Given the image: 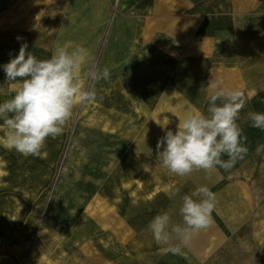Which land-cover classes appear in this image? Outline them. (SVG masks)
Here are the masks:
<instances>
[{
    "label": "rangeland",
    "instance_id": "obj_1",
    "mask_svg": "<svg viewBox=\"0 0 264 264\" xmlns=\"http://www.w3.org/2000/svg\"><path fill=\"white\" fill-rule=\"evenodd\" d=\"M21 1L0 0V66L23 42L38 59L68 44L111 79L85 78L103 100L78 104L42 158L6 148L0 133V264H264V129L248 117L264 113V0H210L195 25L177 24L185 11L170 0L11 7ZM212 75L245 92L248 153L230 171L177 176L156 165L157 141L186 112L206 113ZM9 88L0 67V102ZM202 185L216 194L212 223L173 254L147 226L163 211L181 223V196Z\"/></svg>",
    "mask_w": 264,
    "mask_h": 264
},
{
    "label": "clouds",
    "instance_id": "obj_2",
    "mask_svg": "<svg viewBox=\"0 0 264 264\" xmlns=\"http://www.w3.org/2000/svg\"><path fill=\"white\" fill-rule=\"evenodd\" d=\"M27 49V42L21 43L18 55L10 53L9 62L0 66L11 93L0 102V133L6 148L42 158L47 139L63 134L78 104L103 100L95 83L110 81L111 75L107 66L101 70L88 61L89 51L83 46L58 43L48 59H38ZM85 78L95 83L86 87ZM206 88L211 93L206 113L191 110L177 116L175 132L166 129L156 144V165L177 176L198 170L212 172L217 167L230 171L248 153L247 137L237 123L245 92L226 87L213 75ZM178 94L174 91L173 98ZM248 117L252 127L264 129V113L249 112ZM165 120L162 127L171 123ZM225 155L227 160L222 159ZM181 201V223H174L169 212L163 211L147 226L158 245L177 255L212 223L216 194L202 185L181 196Z\"/></svg>",
    "mask_w": 264,
    "mask_h": 264
},
{
    "label": "crops",
    "instance_id": "obj_3",
    "mask_svg": "<svg viewBox=\"0 0 264 264\" xmlns=\"http://www.w3.org/2000/svg\"><path fill=\"white\" fill-rule=\"evenodd\" d=\"M27 3L26 6L23 7H28V8H33V9H57V8H71V9H77V8H82V2L83 0H22ZM21 1V2H22ZM94 3H98V0H91ZM165 1L168 0H162L161 2H157L154 4V8H162V6H166L164 3ZM171 1V8H180L182 11H185V13H181V17L184 20H177L176 23L179 24V21L182 22V24H190L193 23L192 19L198 18L200 21L198 23H205L203 20L209 15V9L211 8V4L209 3L210 0H170ZM12 2H18V0H12ZM45 2V3H43ZM49 3L46 5V3ZM89 2V0L87 1ZM93 7V5H90ZM99 5H95L94 7H98ZM236 7H243V8H248V0H245V3L242 5L236 4ZM11 7L14 8H21L22 5L20 4H13ZM199 10V11H196ZM180 19V18H177ZM186 19V20H185ZM196 23H193L195 25ZM182 33H193L194 31L192 29H186V31H181Z\"/></svg>",
    "mask_w": 264,
    "mask_h": 264
},
{
    "label": "bare ground",
    "instance_id": "obj_4",
    "mask_svg": "<svg viewBox=\"0 0 264 264\" xmlns=\"http://www.w3.org/2000/svg\"><path fill=\"white\" fill-rule=\"evenodd\" d=\"M20 8V7H19ZM21 8H23V6L21 7ZM25 8V7H24ZM18 9V8H17Z\"/></svg>",
    "mask_w": 264,
    "mask_h": 264
}]
</instances>
